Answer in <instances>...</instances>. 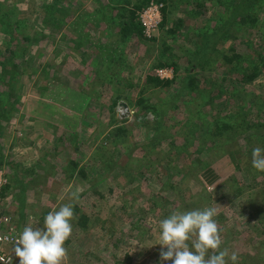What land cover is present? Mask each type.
Instances as JSON below:
<instances>
[{
    "label": "rangeland",
    "instance_id": "1",
    "mask_svg": "<svg viewBox=\"0 0 264 264\" xmlns=\"http://www.w3.org/2000/svg\"><path fill=\"white\" fill-rule=\"evenodd\" d=\"M54 1L19 0L18 14L20 18L30 21L27 33L34 44L28 49L30 59L25 73L22 77L17 76L12 117L6 118L8 109L5 116L0 113V155L3 154L5 158L1 168L10 171L7 163L19 165L24 170L36 168L34 174L23 178L27 181V186L20 187V191L16 189L13 197L7 196L4 199L6 210L14 220L16 216L23 215L17 217L19 226L22 225L21 231L28 225L43 226L42 217L44 218L45 212L57 210L62 204L79 205L81 212L88 214L90 221L88 228L82 230L75 226L77 218L74 215L73 231L65 242L67 258L63 264H115L116 261H124L126 257L134 264H171V261L160 260V221L176 210L191 211L212 207L217 211L215 220L221 235V249H227L229 256L235 252L239 258L237 264H264V172L255 170L251 164L252 150L264 148L263 145L255 139L250 143L244 141L243 137L249 133H244L243 129L235 139L225 137L223 142L226 144H220L223 147L207 158L216 175L215 181L208 183L201 173L192 174L194 168L188 172L193 176H181L183 154L180 155L177 150L168 154L167 147L164 148L163 145L156 150L152 148L157 141L163 143L165 138L173 140L178 146L184 138H194L196 142L199 138L200 142V137L208 129L201 127L202 132L198 121L186 125L185 119L192 113L182 109L176 113H168L166 120L156 129L152 114L148 113L139 120L133 108H127L123 101L109 113L108 106L103 105L105 101L100 98L98 101L95 99L98 102L97 108L93 109L91 106L97 115L92 119L93 124L89 127L83 125L86 107L90 100L93 102V95L97 94L99 85L89 87L84 79L77 76V72L87 74L92 70L103 69L102 66L111 58L120 60L122 57L125 66L131 70L130 78L137 84L130 92L131 98L135 99L142 85L141 80L143 81L151 66L158 62L157 57L163 45L170 39L158 31L156 40L152 42L141 39L121 40L117 22L108 20V17L105 19V13L94 11L96 7L103 10L100 0H65L58 3L59 11L62 10V14L57 16L62 21L61 26H70L77 21V30L89 31L90 38L84 41L82 48L79 47L80 39L74 35L71 27H63L55 39H50L45 32L48 27L45 28L41 21L46 16V11L41 6ZM134 1L130 0V3ZM204 4L206 9L202 15L186 16L183 13L184 7H178L169 18L185 19V29L188 28L189 32L207 27L209 34H212L223 7L212 6L210 0H205ZM229 7L228 11L233 14ZM188 33L172 44L168 42L172 52L178 57L187 53L188 49L194 50L196 39L192 38L193 43L189 44V38L185 37ZM35 34L40 37L34 39ZM220 36L221 33H218L216 45L222 55H230L233 53L229 52L231 48L235 49L241 55L240 67L248 66L251 59L261 54H255L254 50L260 42H264V20L257 29L242 26L234 33L235 39L227 37L221 41ZM5 39L1 34L0 24V49H3ZM202 61L198 59V66ZM213 66L218 68L214 72V78L220 79L225 71L219 62ZM158 69H152L153 75ZM104 74L105 72L102 75ZM239 74L240 72L228 76L225 74L226 83L233 84ZM237 88L247 93L243 97L247 107H243L245 105L241 99L229 95L215 99L213 105H208L209 98L205 102L192 94L193 104L196 103L194 107L199 108L197 105L205 104V109L208 110L205 115L204 108L201 112L209 129L216 124L212 117L215 113L224 116L232 111L236 112L240 107L242 112H261L258 115L252 114L254 116L248 118L250 122L264 121V70L252 83L238 85ZM154 92V97L165 96L164 92ZM257 97L263 103L257 101ZM252 101L256 104L251 109ZM121 105L125 106V111ZM122 120L125 122L121 123ZM117 125L130 129V148L126 151L119 147L120 154L114 153L110 141L108 142L110 131ZM195 125H198L197 137L189 133L195 129ZM64 133L68 136H64ZM192 146L186 150V154L195 150L197 143ZM241 148L246 150L245 153L240 151ZM229 151L237 153L235 161L231 160ZM64 156L65 159L81 161L85 180H67L63 171ZM100 160H111V166L115 167L129 161V167L135 172L145 170L148 176L157 172L158 182L147 184L149 188L135 182L127 184L117 171L101 172ZM88 162L90 164L85 168ZM37 165H41L40 168ZM110 189L113 193L109 195ZM154 195H157V205L150 199ZM152 206L155 211L144 222L136 223L140 210H147ZM228 264H231L230 260Z\"/></svg>",
    "mask_w": 264,
    "mask_h": 264
},
{
    "label": "trees",
    "instance_id": "2",
    "mask_svg": "<svg viewBox=\"0 0 264 264\" xmlns=\"http://www.w3.org/2000/svg\"><path fill=\"white\" fill-rule=\"evenodd\" d=\"M150 1L152 0H135L130 3V0H100L99 3L101 4V7H103V10L96 7L94 8V11H99L102 14L105 13V19L108 17V20L117 22L118 31L122 36L121 40L136 41L137 39H141L144 42H152L156 40V36H153L150 39L143 36V27L138 17L142 10L148 6ZM155 1L163 3L164 6L162 9V22L158 31H161L162 35H165L170 39L163 45V48L157 57L159 59L158 62L151 66V69L146 72L143 81L141 80L142 85L135 99L131 98L132 94L130 92L137 87V84L134 82L132 77L130 78L131 70L125 66L122 57L119 58L120 60H114L111 58L112 60H108L109 62L107 64L105 63V66L101 65L103 69L106 67L104 71H102L103 69L101 68L100 70L97 69L89 71L87 74L77 72V76L82 80L84 79L85 84L89 87L93 88L94 86L99 85L97 94L93 95V102L90 100L86 107L87 113L82 120V124L86 127L93 124L92 119L97 115L94 113V110L91 109V106H93V109L94 107L97 108L96 104L100 98L105 101L103 105L108 106L109 113H112L120 101H123L127 108H133L136 116H139V120H142L148 113L152 114L155 118L154 127L156 129L159 128V126L166 120L168 113H176L181 109L188 113H192L191 115L189 114L190 116L187 114L188 116L185 119L186 125L198 121L200 123L199 128L202 132L203 130L201 127H206L208 129V132L204 136L200 135L202 136L200 137V142L198 141L199 138L196 139L197 142L194 138L191 140L184 138L181 145L178 146L173 140L168 141L167 138H165L164 142H168V144L157 141L156 144L152 145V148L156 150L161 148L163 145L164 148L167 147L168 154L172 153L173 150H177L180 155L183 154L181 156L183 164L180 166L181 176H193L197 173H201L206 182L213 183L216 179V175L207 161V158H210L211 153H217L215 151L223 147H220L219 145L225 143L223 142L225 137L231 140L236 137L242 129L244 133H249L243 137L244 141L250 143L253 139H255L264 147V121L255 123L250 122L248 118L254 116L252 114L258 115L261 112H242L243 109L240 107V111L238 109L236 112L232 111L224 116L220 115L221 113H215L212 117H214L213 120L216 124L209 129V125H207L204 121V115L208 113V110L205 109V104H201L200 106L197 105L199 108H195L194 106L196 103L193 104L194 101L192 100V94H196V97L205 102L209 98L210 103H208V105H213L215 99H221L224 95L226 98L227 95H229L236 99H241L245 105L243 107H247L243 98L247 96L245 95L247 93L245 90L237 88V86L249 85L262 74L264 70V42H260L257 49L254 50L255 54H261L257 56V58L251 59L248 66L240 67L241 55H239L235 49L232 48L229 51L230 53L233 52L232 54L222 55L216 45V43H218L217 35L218 33H221L220 40L224 41V38L227 39V37L235 39L236 37L234 36V33H237L239 28L242 26H246L251 29L259 28V24L264 20V0H210L212 6H216L217 8L223 7V11H221L218 15V20L215 24L216 29L212 32V34H209L208 31L210 30H207V27H205L204 30L195 29L193 32H189L188 28L185 29V19L169 18L172 11L177 10L178 7H184L183 13L186 16L196 17L202 15L206 9L204 4L205 0L202 2L199 0ZM63 2H65V0H55L54 3L41 6L43 7V10L46 11V16L45 18H41V21L44 23L43 26L45 28L48 27V31L45 32L48 33L50 39H55L56 35H58L64 27V24L61 26L62 21L57 18L59 14H62V10L59 11L57 7L58 3ZM66 2H68V0H66ZM239 2L240 6H238ZM18 5L19 0H0L1 34L6 37L5 42L3 43V49H0V113L5 116L6 109H8V113L6 115L7 119L12 117L14 110L13 95L16 92L15 86L16 81L18 80L17 76L22 77L25 73L30 59L28 49L34 44L30 34L27 33V30L30 27V21L26 18H20L18 14ZM228 7L233 11V14L228 11ZM236 9L237 12H234ZM80 16L83 15L81 14ZM72 23L70 26L67 24L65 27H71L74 35L80 39L79 47L82 48L84 41L87 40V38H90L89 31L84 30V32H80V30H77L79 29L77 21L73 24ZM44 30H42V32ZM186 33L188 34L185 37L189 38V44L193 43L192 38L196 39V43L193 44L194 50L192 51L188 49L187 53L185 52L181 57H178L172 52L171 46L169 47L168 42L172 44L173 41H176L180 36H184ZM38 37H40L39 34L34 35V39H37ZM182 39L185 38L182 37ZM207 53L208 56H206ZM198 59L203 60L200 66H198L199 64L197 63ZM217 62L220 63V66L223 68L225 71L224 73L227 76L240 72V76L233 82V84L232 82L231 84L226 83V79L224 78L225 74L220 79L214 78V72L218 68L213 65ZM164 67H168L173 70L174 76L171 80H161L155 76V74L153 75V68L163 69ZM198 70L201 71L198 72ZM104 72L105 74L102 75ZM10 73H12V76ZM155 90L157 92H164L165 96L163 98L154 97L156 95L154 92ZM107 93H109V95ZM251 98L253 99L254 97ZM251 98L250 100H252ZM257 101L263 103L260 97H257ZM255 104L254 102L252 103L251 109L255 107ZM203 108L204 115L201 112ZM218 115H220V117H218ZM112 122L113 119L111 120V123ZM120 122L124 123L125 121L122 120ZM194 127L195 129L193 131L190 130L189 133L190 135L197 137L198 125H195ZM231 134L234 135L232 136ZM129 135V128H126L123 125L114 126L108 135V142L110 141V146L114 149V153L117 152V154H120L119 147H122L126 151L129 150ZM64 136H68V134L64 133ZM194 143H197L195 150L186 154V150ZM192 148L193 146L191 149ZM101 149L104 148L101 147ZM75 151L77 150L75 149ZM240 151L243 152L244 149L241 148ZM245 151L243 153H245ZM236 154L237 153L234 151H229V156L232 161L237 159ZM4 159V155L1 154L0 168L5 163ZM89 164L90 162L85 164V168ZM111 164V160L104 162L100 160L99 165L102 167L100 168L101 172L107 170L113 172L117 171L119 175L127 181V184L135 182L139 185L144 184L146 188H149L147 184H156L158 182L159 177L157 176V172L153 176H148V173H146L145 170L135 172L129 167V161H126L122 164V166L115 167L111 166ZM6 165L10 168V171L8 170L9 172L5 170L6 174H8V176L12 174V182H10V184L2 192L4 199L7 196L10 198L13 197L16 189L20 191V187L23 188V186H27V181L23 178L29 177L36 172V168L24 170L21 169L19 165L17 166L14 163H7ZM40 166L41 165H37L38 168H40ZM173 168L174 167L172 166L171 169ZM191 168H194L195 170L192 173L193 175L188 173ZM63 171L64 175L68 178V181H73L76 178L80 180L86 179L85 175H82L84 169L81 167L80 160L69 158L65 159L64 156ZM111 193H113L112 189L109 190V195ZM156 198L157 195L150 198L153 201V204L156 203L155 205H157ZM14 201H16L15 198ZM154 211L155 208L153 206L149 207L147 210L141 209L136 223L142 221L144 222L148 215ZM47 214L48 211L45 212V215L43 214L44 217ZM74 215L77 218L75 226L82 230H86L90 221L88 214L81 212L80 206L75 205ZM18 216L20 217L23 215ZM18 216H16L14 220V228L19 235L22 225L19 226L18 224ZM43 219L44 218L42 217V220ZM115 264H134V262H131L130 258L126 257L124 261H116ZM152 264L160 263L153 262Z\"/></svg>",
    "mask_w": 264,
    "mask_h": 264
},
{
    "label": "clouds",
    "instance_id": "3",
    "mask_svg": "<svg viewBox=\"0 0 264 264\" xmlns=\"http://www.w3.org/2000/svg\"><path fill=\"white\" fill-rule=\"evenodd\" d=\"M252 167L264 172V148L252 150ZM215 208L171 212L159 224L160 260L171 264H237L238 255L221 249V235ZM74 206L62 204L48 212L43 226H25L15 238L14 255L18 264H63L65 242L70 238ZM193 237L195 239L193 240ZM227 258V259H226Z\"/></svg>",
    "mask_w": 264,
    "mask_h": 264
},
{
    "label": "built area",
    "instance_id": "4",
    "mask_svg": "<svg viewBox=\"0 0 264 264\" xmlns=\"http://www.w3.org/2000/svg\"><path fill=\"white\" fill-rule=\"evenodd\" d=\"M163 3L152 0L139 14V21L143 27V36L152 38L158 32L162 22ZM155 75L163 80H171L173 70L167 68L155 70ZM123 111H125L123 109ZM10 184V177L3 168H0V264H18V258L14 255V246L18 236L14 228V218L5 207L3 190Z\"/></svg>",
    "mask_w": 264,
    "mask_h": 264
},
{
    "label": "water",
    "instance_id": "5",
    "mask_svg": "<svg viewBox=\"0 0 264 264\" xmlns=\"http://www.w3.org/2000/svg\"><path fill=\"white\" fill-rule=\"evenodd\" d=\"M121 108H122V109H125V106H124V105H121Z\"/></svg>",
    "mask_w": 264,
    "mask_h": 264
}]
</instances>
